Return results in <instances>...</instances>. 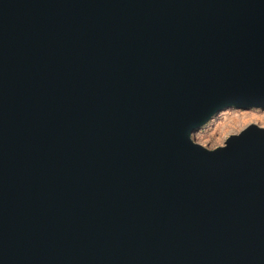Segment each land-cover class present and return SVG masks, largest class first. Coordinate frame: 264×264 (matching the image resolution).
I'll return each instance as SVG.
<instances>
[{
  "label": "water",
  "instance_id": "1",
  "mask_svg": "<svg viewBox=\"0 0 264 264\" xmlns=\"http://www.w3.org/2000/svg\"><path fill=\"white\" fill-rule=\"evenodd\" d=\"M264 0H0V264H264Z\"/></svg>",
  "mask_w": 264,
  "mask_h": 264
},
{
  "label": "rangeland",
  "instance_id": "2",
  "mask_svg": "<svg viewBox=\"0 0 264 264\" xmlns=\"http://www.w3.org/2000/svg\"><path fill=\"white\" fill-rule=\"evenodd\" d=\"M250 124L264 127V109H223L205 126L197 129L193 139L200 145L213 149L223 145L229 135L237 134Z\"/></svg>",
  "mask_w": 264,
  "mask_h": 264
}]
</instances>
